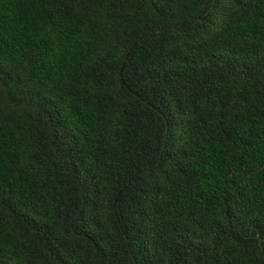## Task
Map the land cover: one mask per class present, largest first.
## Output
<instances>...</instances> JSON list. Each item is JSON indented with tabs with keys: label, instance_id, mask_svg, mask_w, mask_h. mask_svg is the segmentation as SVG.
<instances>
[{
	"label": "trees",
	"instance_id": "1",
	"mask_svg": "<svg viewBox=\"0 0 264 264\" xmlns=\"http://www.w3.org/2000/svg\"><path fill=\"white\" fill-rule=\"evenodd\" d=\"M0 264H264V0H0Z\"/></svg>",
	"mask_w": 264,
	"mask_h": 264
}]
</instances>
